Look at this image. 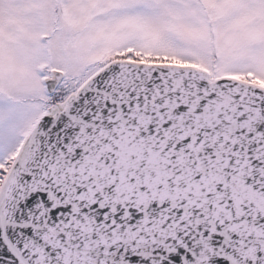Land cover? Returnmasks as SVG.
Instances as JSON below:
<instances>
[{"label":"snow or ice","instance_id":"6c2138e0","mask_svg":"<svg viewBox=\"0 0 264 264\" xmlns=\"http://www.w3.org/2000/svg\"><path fill=\"white\" fill-rule=\"evenodd\" d=\"M0 264H264V0H0Z\"/></svg>","mask_w":264,"mask_h":264}]
</instances>
